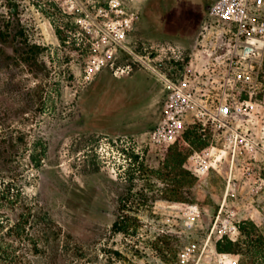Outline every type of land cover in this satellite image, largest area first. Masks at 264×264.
<instances>
[{"label":"rangeland","instance_id":"1","mask_svg":"<svg viewBox=\"0 0 264 264\" xmlns=\"http://www.w3.org/2000/svg\"><path fill=\"white\" fill-rule=\"evenodd\" d=\"M213 1L121 0L138 19L128 36L134 57L119 51L117 62L137 70L114 81L110 66L87 76L94 47L74 29L81 12L72 0H0V142L17 145L0 179L13 180L15 168L22 198L17 213L8 212L10 224L17 216L28 221L20 242L7 241L12 256L0 264H234L217 242L238 240L247 220L264 231V62L252 113L234 119L249 130V147L206 129L205 147L215 145L220 158L195 174L182 202L168 200L169 185L152 173L167 150L148 137L161 115L162 76L182 67L174 77L187 74L208 105L229 91L220 83L226 28L205 23ZM33 45L42 48L37 55L28 53ZM150 53L157 56L151 68L135 62ZM186 142L180 146L189 156L205 148ZM125 215L139 226L118 233L113 224Z\"/></svg>","mask_w":264,"mask_h":264},{"label":"built area","instance_id":"2","mask_svg":"<svg viewBox=\"0 0 264 264\" xmlns=\"http://www.w3.org/2000/svg\"><path fill=\"white\" fill-rule=\"evenodd\" d=\"M72 1L77 4L72 7L81 12L74 18V29L78 35L90 38L94 47V53L85 65L88 77L109 66L119 68V51L126 50V55L133 56L128 47V36L138 19L136 12L126 10L121 0H108L92 9H84L78 5V0ZM205 23L226 28L228 57L223 61L220 83L229 91L225 89L226 96L219 103L208 105V100L200 98L197 89L191 86L187 74L165 77L166 91L160 119L148 134L150 142L162 149L187 143L185 132L189 123L201 124L204 131L222 130L226 140L236 146L247 148L250 145L249 130L241 132L239 126L235 127L234 119L250 115L254 109L252 98L259 87L264 62V0H214L208 8ZM127 51L132 52L131 55ZM136 62L146 64L142 57ZM217 153L218 148L213 144L194 151L188 158L193 162L190 170L198 176L205 174L219 160ZM190 213L195 219V210Z\"/></svg>","mask_w":264,"mask_h":264},{"label":"trees","instance_id":"3","mask_svg":"<svg viewBox=\"0 0 264 264\" xmlns=\"http://www.w3.org/2000/svg\"><path fill=\"white\" fill-rule=\"evenodd\" d=\"M41 50L40 45H33L28 53L37 55ZM31 59L36 60V58ZM202 129L203 127L199 123L188 124L185 139L193 143L197 148L205 147L207 142L202 140V136L207 130L204 131ZM16 149L17 145L13 141L8 143L7 140H2L0 142L1 178L3 177L1 169L8 167L12 163L13 158L17 155ZM188 158L189 155L179 144L173 145L167 148L164 153L163 168L158 171H152V173L159 176V179L169 185L166 191V198L170 201H185L184 188L193 186L198 181L195 174L187 168ZM143 170L145 171L144 167ZM10 171H12L13 180L0 179V259L2 260L12 256L5 249V246L9 245L7 241L20 242L27 231L26 223L28 222L24 220V216H22V220L16 215L17 218L14 220V224H10L11 219L8 212L11 211L16 214L22 198V192L16 182V174L14 173L16 170L11 168ZM133 226H139V219L125 215L115 221L113 228L118 233H127ZM239 231L240 238L236 241L228 237L219 240L216 244L217 251L235 256L237 264H264V231L256 223L248 220L243 221L239 225Z\"/></svg>","mask_w":264,"mask_h":264},{"label":"flooded vegetation","instance_id":"4","mask_svg":"<svg viewBox=\"0 0 264 264\" xmlns=\"http://www.w3.org/2000/svg\"><path fill=\"white\" fill-rule=\"evenodd\" d=\"M208 8H209V5L207 6V10H206V15H207V12H208ZM130 58H131V56H129ZM146 57V59H147V61H146V65H148L150 68H151V63H152V61L154 62V61H156V59H157V56L156 55H153V54H148L147 56H145ZM136 62V61H135ZM175 62V60H173L172 61V63H174ZM156 63V62H155ZM176 63V62H175ZM161 65V63L159 62L158 63V66H160ZM182 69V67H177V66H175V67H172V68H170V73H169V75L168 76H166V74H164L163 76H162V81H164V78L165 77H173V75H174V71H176V69ZM137 70V65H135V64H131V66H130V68H127V67H125V66H119V68H117V69H112V74L116 77L115 79H114V81H119L120 79H121V77L122 76H124V75H127V76H129V75H131V73H134L135 71ZM94 82H91V84H93ZM163 83V82H162ZM107 88H103L102 89V87L100 88V90H102V91H105ZM108 90H110L111 91V93H112V89H108ZM115 92V91H114ZM113 92V93H114ZM118 94H120V92H117ZM98 106H100V102H98ZM86 111H85V109L81 106V109L79 110V113H78V117L80 118V121L81 122H85L86 121ZM79 121V122H80ZM82 123V124H83ZM45 153H47L46 151H45ZM115 223V222H114ZM114 225V224H113ZM114 229V228H113Z\"/></svg>","mask_w":264,"mask_h":264}]
</instances>
